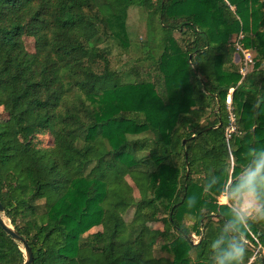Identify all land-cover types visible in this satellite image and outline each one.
<instances>
[{"label": "trees", "instance_id": "16d2710c", "mask_svg": "<svg viewBox=\"0 0 264 264\" xmlns=\"http://www.w3.org/2000/svg\"><path fill=\"white\" fill-rule=\"evenodd\" d=\"M131 8L150 27L122 83L103 46L131 51ZM0 107V201L33 264H264V0H0ZM24 261L0 227V264Z\"/></svg>", "mask_w": 264, "mask_h": 264}, {"label": "rangeland", "instance_id": "374dc122", "mask_svg": "<svg viewBox=\"0 0 264 264\" xmlns=\"http://www.w3.org/2000/svg\"><path fill=\"white\" fill-rule=\"evenodd\" d=\"M126 25H127V35L128 40L130 42V45L133 46V48H131V51L129 49L128 53H124V49L123 47L119 46L114 40H110L109 44L104 45L103 47H108V49L111 50V68L113 70H115L118 73V77L121 79L122 83H127L131 78H130V69L132 67L137 66V61L138 59H140L141 57V53H139L136 48H135V43H140L142 41H144V39L146 38V36L149 34V27H150V22L148 20V14L147 12H145V10L139 9V8H131L128 12V16L126 19ZM176 39L180 38L179 34L176 33L174 36ZM243 38V36L238 35V36H233L231 42H233L236 50L240 53L239 58H236L237 62L239 61L238 65L242 71H246L245 70V56H247V54H249L253 60L252 63H249L247 66V75L251 74L254 70V63H255V51L251 50V49H244L242 43H240V40ZM25 44L27 49L32 52L34 51V41L31 39L26 38L25 39ZM142 44V43H140ZM139 44V47H140ZM239 46V47H238ZM142 65V63L140 62L138 64V66ZM145 70V66L143 68V71ZM246 75V76H247ZM232 91H230L228 98L231 99L232 98ZM227 98V102L228 99ZM8 117L7 114L4 111L3 107H0V123L4 124L7 121ZM51 139L50 137L46 138V143L50 142ZM231 163H232V159H231ZM134 195L136 196V198L138 199V193L137 191L134 193ZM225 196V195H224ZM247 198V197H246ZM245 198V199H246ZM247 201H250L249 203L254 204L253 206V210L251 212V217L257 219L260 218L262 216V213H259V208L256 205V203L254 202L253 198H247ZM220 204H227V199H225V197H221L219 199ZM132 214L133 211H130L128 213V216L126 217V221H130L132 218ZM162 217V216H161ZM9 221V220H7ZM10 222V221H9ZM155 230H160L163 231L164 230V225L162 223H158L155 224L153 226V232H152V236H148V239H153L155 237ZM96 231H100V228H95L92 232H96ZM148 234V231H147ZM192 239L194 241V243H198V241L200 240L198 235H193ZM165 242L164 240H161L158 242V246H156L155 249V255L157 257H168L170 258L169 254L166 253L165 251H163L161 249V245H163ZM260 249V248H259ZM258 249V250H259Z\"/></svg>", "mask_w": 264, "mask_h": 264}, {"label": "water", "instance_id": "95a60500", "mask_svg": "<svg viewBox=\"0 0 264 264\" xmlns=\"http://www.w3.org/2000/svg\"><path fill=\"white\" fill-rule=\"evenodd\" d=\"M186 144V141L183 142V145ZM0 227L3 231L9 235L15 242L21 246V250L24 254V264H33L34 257L31 248L29 247L26 240L16 231L12 226L11 222L7 221L5 217V209L0 201Z\"/></svg>", "mask_w": 264, "mask_h": 264}, {"label": "built area", "instance_id": "2783aa9c", "mask_svg": "<svg viewBox=\"0 0 264 264\" xmlns=\"http://www.w3.org/2000/svg\"><path fill=\"white\" fill-rule=\"evenodd\" d=\"M252 62H253V60H252L251 56L249 54H247V56H245V67L247 68L248 64L252 63ZM246 68H245L246 71L241 72L243 77H245L247 75V69ZM232 94H233V90H232ZM227 105H228V109L230 112L229 113L230 114V116H229L230 124L226 130V136H227V139L229 141L231 138V135L237 131V120H236L235 114L233 113L232 98L228 100Z\"/></svg>", "mask_w": 264, "mask_h": 264}, {"label": "crops", "instance_id": "0c3cea01", "mask_svg": "<svg viewBox=\"0 0 264 264\" xmlns=\"http://www.w3.org/2000/svg\"><path fill=\"white\" fill-rule=\"evenodd\" d=\"M225 196H222V197H225V199H227V204H228V196L227 194H224Z\"/></svg>", "mask_w": 264, "mask_h": 264}]
</instances>
